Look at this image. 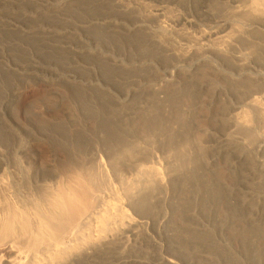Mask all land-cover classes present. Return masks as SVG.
<instances>
[{"label":"rangeland","instance_id":"1","mask_svg":"<svg viewBox=\"0 0 264 264\" xmlns=\"http://www.w3.org/2000/svg\"><path fill=\"white\" fill-rule=\"evenodd\" d=\"M260 1L0 0V182L81 177L132 220L70 264H264Z\"/></svg>","mask_w":264,"mask_h":264},{"label":"bare ground","instance_id":"2","mask_svg":"<svg viewBox=\"0 0 264 264\" xmlns=\"http://www.w3.org/2000/svg\"><path fill=\"white\" fill-rule=\"evenodd\" d=\"M242 3V9L239 8L241 13L238 12L240 15L243 12L244 16L247 14L252 16L255 12H259L260 17L261 15L264 17L263 0L260 1V5L254 3L248 6ZM236 10L238 11V8ZM216 33L218 32L214 31L208 34L204 33L205 35L202 34L201 36L208 38ZM117 148H120V146ZM108 150L111 152L110 150L112 149ZM127 151L124 152L126 153ZM129 151L127 152L128 154H130ZM114 153L115 155L112 158L114 161L110 158L113 162L110 166H112L111 169L115 175L120 177V167L116 160L118 154L116 152ZM119 159L121 161V158ZM100 166L102 170L104 169V175H107L105 174L106 170L103 163ZM96 174L98 173L89 170L86 173V177H89L87 181H90L92 186L99 188L97 186L99 184L102 186L104 181L103 179L97 178L98 175L96 176ZM104 175L102 177L105 179L106 176ZM142 175V189L140 186V189L138 188L139 191L136 190L138 195H136L137 197L135 199L134 196H130L134 200L133 205L135 208L143 207V201L145 198L147 199L146 194L148 193L149 195V192L153 190V187H151L154 185L152 184V180L157 176V173L155 170L154 172L144 170ZM22 180L21 183L25 181L27 185L25 184L24 186L23 184L22 186L24 188L19 186L22 189L21 191L24 190L22 193L19 192L21 196L16 194L18 191L14 187L16 193L10 189L11 187L8 181L4 182L1 180L0 182V246L9 244L8 246L12 250V253H3L0 256V264H70L75 259L81 260L85 253L93 250L96 251L98 249L97 247L104 246L108 242V239H113L112 235L117 234V231H120L121 227H130V229L125 228L127 232H129L128 230H133V227L130 226L132 223L130 222L129 224V221L132 220L125 219V212L120 208H117L115 212L109 209L99 210L93 204L94 199L84 185L86 181L83 182L84 180L81 177L73 179L66 188H57L47 183L51 182L52 176L43 175L41 178L42 186L44 185L47 189H43L41 186L42 191L39 190L40 186L33 187L30 185L31 182H37L32 177L22 178ZM12 181L10 180L11 184ZM140 191L142 194L139 193ZM139 213L136 214L140 215ZM90 214L95 215L97 218V229L95 231H98L100 234L97 233L98 236H90L89 234L83 233L86 225L85 217ZM124 220H128V222L125 224ZM262 227L264 228V222ZM124 230H121L122 233L126 232ZM262 261L264 262V259Z\"/></svg>","mask_w":264,"mask_h":264}]
</instances>
